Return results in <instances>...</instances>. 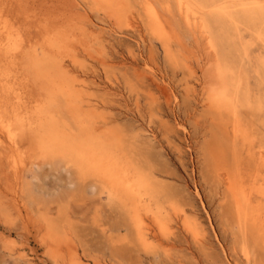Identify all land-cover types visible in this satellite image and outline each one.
<instances>
[{
  "label": "rangeland",
  "instance_id": "374dc122",
  "mask_svg": "<svg viewBox=\"0 0 264 264\" xmlns=\"http://www.w3.org/2000/svg\"><path fill=\"white\" fill-rule=\"evenodd\" d=\"M244 1L0 0V264H264Z\"/></svg>",
  "mask_w": 264,
  "mask_h": 264
},
{
  "label": "bare ground",
  "instance_id": "6f19581e",
  "mask_svg": "<svg viewBox=\"0 0 264 264\" xmlns=\"http://www.w3.org/2000/svg\"><path fill=\"white\" fill-rule=\"evenodd\" d=\"M256 2H257V1L249 0V1H247V2L244 1L243 4H244L245 6L248 5L247 8L250 7V9H254V7H255V3H256ZM222 11H224V9H223ZM154 13H156V12H154ZM237 14H238V13H237ZM241 15H242V14H241ZM156 16H157V15H156ZM238 16H239V15H238ZM239 19H240V18H239ZM244 19H245V18H244ZM194 20H195V19H194ZM246 20H247V19H246ZM244 21H245V20H244ZM240 22H241V21H240ZM187 24H188V23H187ZM238 25H239V24H238ZM234 28H235V27H234ZM238 37H239V36H238ZM164 38H165V37H164ZM228 71H229V70H228ZM228 71H226V73H227ZM229 72H230V71H229ZM229 72H228V73H229ZM226 73H225V74H226ZM233 73H234V72H233ZM229 74H231V73H229ZM226 75H228V74H226ZM226 75H225V76H226ZM231 76L234 77V78H236L233 74H232ZM220 77H221V76H219L218 79H220ZM226 77L228 78V76H226ZM221 79H222V78H221ZM230 80H231V79H230ZM230 80H229V78H228V81H230ZM225 81H226V80H225ZM220 83H221V81H220ZM222 83H223V82H222ZM238 83H239V82H237V83L235 82L236 85H237ZM228 84H231V83L228 82ZM219 85H220V84H219ZM222 85H223V84H222ZM222 85H221V86H222ZM226 85H227V84H226ZM226 85H225V86H226ZM228 86H229V85H228ZM223 87H224V85L222 86V88H223ZM229 87H230V86H229ZM229 87H228V88H229ZM232 87H234V86H231L230 88H232ZM218 88H219V87H218ZM224 89H225V88H223V90H224ZM232 89H233V88H232ZM234 89H235V88H234ZM233 91H235V90H233ZM216 92H218V90H217ZM224 92H227V93H228L227 88H226L225 91H222V92H220V93H217L218 95L216 94L215 99H218V100L223 99V98H224V95L226 94V93L224 94ZM229 92H230V91H229ZM234 93H235V92H233V96H234ZM226 95H229V94H226ZM229 96L231 97V94H230ZM212 97H214V94H213ZM210 98H211V97H210ZM231 98H232V97H231ZM229 101H230V100H229ZM231 101L234 102L233 98H232ZM231 101H230V103H231ZM215 105H216V104H215ZM235 135H236V134H235ZM62 149H63V148H62ZM82 149H83V148H82ZM85 149H86V148H85ZM105 164H106V163H105ZM109 172H110V171H109ZM145 180H146V179H145ZM255 188H256V187H255ZM243 196H244V195H243ZM243 198H244V197H243ZM243 200H244V199H243ZM244 204H245V203H244ZM258 204H259V203H258ZM239 206H240V205H239ZM239 206H238V207H239ZM241 209H242V208H241ZM159 225H160V224H159ZM163 229H164V228H163ZM144 240H145V239H144Z\"/></svg>",
  "mask_w": 264,
  "mask_h": 264
}]
</instances>
